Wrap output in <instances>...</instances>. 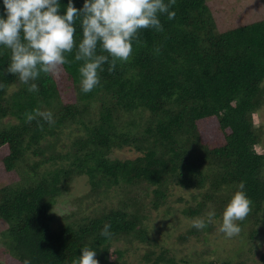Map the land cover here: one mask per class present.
<instances>
[{
  "label": "trees",
  "instance_id": "16d2710c",
  "mask_svg": "<svg viewBox=\"0 0 264 264\" xmlns=\"http://www.w3.org/2000/svg\"><path fill=\"white\" fill-rule=\"evenodd\" d=\"M60 3L63 14L68 0ZM73 4L81 8L83 0ZM170 10L174 19L159 16L163 31L141 29L129 59L118 60L111 72L105 63L101 83L87 94L80 91L83 62L75 60V47L65 54L69 62L41 72L34 81L38 92H30L7 72L11 51L0 46V167L16 175L14 184L0 188L6 226L0 236L9 264H72L85 244L96 248L100 264H129L130 250L114 243L151 245L148 198L158 211L172 188L205 191L211 206L200 203L183 213L196 218L214 210L218 219L241 181L252 204L238 223L256 242L264 225V153L256 148L262 139L254 121L264 108V20L219 31L206 0H175ZM81 35L77 21V42ZM37 109L51 111L55 123L36 116ZM125 149L138 155L112 157ZM79 177L95 196L107 199L115 191L123 198L97 216L74 212L60 223L53 206ZM105 223L110 237L100 235ZM192 235L203 236L194 227L179 240ZM147 248L149 264H189L167 249ZM243 255L200 264H256Z\"/></svg>",
  "mask_w": 264,
  "mask_h": 264
},
{
  "label": "clouds",
  "instance_id": "9594fccd",
  "mask_svg": "<svg viewBox=\"0 0 264 264\" xmlns=\"http://www.w3.org/2000/svg\"><path fill=\"white\" fill-rule=\"evenodd\" d=\"M174 3L175 0H83L82 7L77 8L73 0H68L61 14L60 0H2L0 46L11 51L7 72L15 74L28 86V91L38 92L34 81L41 72L53 73L68 63L65 54L75 47V60L83 62L79 67L80 91L87 94L101 83L100 72L105 63L111 72L118 60L129 59L133 43H140L141 29L163 31L159 16L167 14L169 20L174 19L175 12L170 10ZM77 21L82 33L78 42ZM35 111L50 126L55 123L51 111ZM27 119L31 121L35 116L29 115ZM251 204L245 182L241 181L223 209L219 230L227 237L238 235V221L246 218ZM215 215L214 210L209 211L208 221ZM193 226L204 229L207 222L195 219ZM110 229V223H105L100 235L110 237ZM96 255V248L85 244L72 264H100ZM24 264H30V260L25 259Z\"/></svg>",
  "mask_w": 264,
  "mask_h": 264
},
{
  "label": "rangeland",
  "instance_id": "374dc122",
  "mask_svg": "<svg viewBox=\"0 0 264 264\" xmlns=\"http://www.w3.org/2000/svg\"><path fill=\"white\" fill-rule=\"evenodd\" d=\"M212 11L216 14L219 31H227L245 25L246 23L264 20V0H206ZM255 125L261 130L262 143L258 145L257 151L264 153V108L254 115ZM135 152L125 149L117 152L112 157L120 159L134 158ZM16 176V175H15ZM14 175H8L0 167V188L5 185L14 184ZM205 191L185 190L181 188H172L167 204L158 211L151 209L148 198L145 203L146 219L145 225L150 231L151 245L141 243L140 241L129 243L119 241L114 243L113 248H128L129 264H149L145 259L147 247L160 252L162 248L169 250L175 256L176 260L188 262L189 264H200V260L217 261L228 260L237 256L242 251L243 257L253 263L259 264L260 258L264 253V225H261L256 234V242L250 239L251 229L246 227L243 234L240 233L233 237H227L219 230L222 218L212 219L211 223L215 227L213 232L204 229H197L203 236L197 238L190 236L188 241L180 242V235L186 236L189 230L194 228L195 219H205L207 216L188 218L183 211L190 207H196L200 203H206ZM123 198V193L111 191L108 198L98 197L92 194L90 184L86 177L76 178L68 194L59 198L53 206L52 215L56 216L62 223L64 216L78 212V218H82L83 213L88 216H97L100 213L108 211L119 204ZM211 206V203H206ZM227 203H224L223 207ZM216 207V206H215ZM83 213H80V212ZM212 211V210H210ZM56 220L54 228L57 229ZM250 226V225H247ZM6 228L4 221H0V233ZM242 234V235H241ZM203 238V239H202ZM254 244V245H253ZM6 246L3 244L0 236V264H9Z\"/></svg>",
  "mask_w": 264,
  "mask_h": 264
}]
</instances>
